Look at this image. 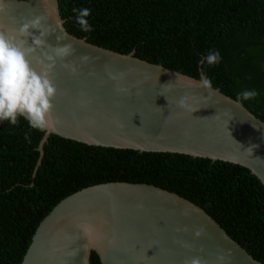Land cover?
I'll use <instances>...</instances> for the list:
<instances>
[{"label": "water", "instance_id": "obj_1", "mask_svg": "<svg viewBox=\"0 0 264 264\" xmlns=\"http://www.w3.org/2000/svg\"><path fill=\"white\" fill-rule=\"evenodd\" d=\"M5 3L0 25L6 28L47 12L48 26L57 30L46 42L56 46L61 34L57 24L62 27L56 0ZM67 36L61 43H71L75 52L63 62L75 64L77 74L59 61L53 70L58 88L53 117L59 124L42 134L39 154L49 135L89 146L181 154L241 166L264 188V122L239 100L196 87L201 74L193 79L131 52L119 54ZM83 55L90 59L82 62ZM182 95L189 97L184 109L177 107ZM85 225L95 230L91 237L84 236ZM200 227L206 234L194 240ZM177 241L192 244L193 250ZM90 252L99 264H184L197 255L206 264H221L216 259L221 253L227 257L222 264H262L191 202L151 185L126 182L88 186L58 201L38 222L19 264H88Z\"/></svg>", "mask_w": 264, "mask_h": 264}, {"label": "trees", "instance_id": "obj_2", "mask_svg": "<svg viewBox=\"0 0 264 264\" xmlns=\"http://www.w3.org/2000/svg\"><path fill=\"white\" fill-rule=\"evenodd\" d=\"M63 30L88 44L128 54L198 79L237 99L264 122V0H56ZM91 9L92 31L72 8ZM221 60L200 63L210 50ZM255 89L254 99L238 94ZM26 120L0 122V264H19L38 222L82 188L126 182L151 185L191 202L252 259L264 264V188L247 169L162 152L89 146L49 135ZM27 137V138H26ZM88 264H99L89 253Z\"/></svg>", "mask_w": 264, "mask_h": 264}, {"label": "clouds", "instance_id": "obj_3", "mask_svg": "<svg viewBox=\"0 0 264 264\" xmlns=\"http://www.w3.org/2000/svg\"><path fill=\"white\" fill-rule=\"evenodd\" d=\"M5 0H0V14L7 11ZM75 15V23L79 30L84 33L92 31L89 23L91 9L87 7L72 8ZM47 12L35 14L31 17L21 18L16 28H6L0 25V122L7 121L15 126L19 119L26 120L28 126L38 132L51 133L59 124L54 119V103L58 88L53 79V70L57 62L71 75L77 74V67L73 63H64L65 59L75 52L71 43H61L67 40V33L57 24L61 32L56 37V46L46 42V38L56 32V28L48 26ZM82 62H87L90 57L83 55L79 57ZM221 60L219 51L210 50L208 54L201 57L200 63L214 66ZM168 82L161 88L171 84ZM196 87L205 90L209 95L212 92L210 78L202 75L196 82ZM258 95L255 89H245L238 94L240 100L254 99ZM189 97L182 95L177 100V107L184 109L188 107ZM167 119V118H166ZM165 119V120H166ZM27 138V137H26ZM252 146L250 148H253ZM84 236L91 237L94 229L90 225L82 226ZM176 231H187V228L176 229ZM205 229L200 227L193 233V239L198 240L205 235ZM181 247L188 251L193 250V245L177 241ZM203 252V248L199 249ZM226 255H217V261L224 262ZM184 264H206L199 255L187 258Z\"/></svg>", "mask_w": 264, "mask_h": 264}]
</instances>
